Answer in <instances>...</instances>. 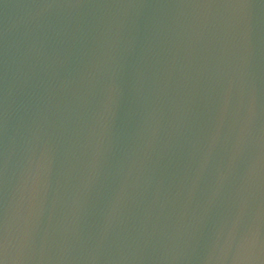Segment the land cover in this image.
Segmentation results:
<instances>
[{"label": "water", "instance_id": "1", "mask_svg": "<svg viewBox=\"0 0 264 264\" xmlns=\"http://www.w3.org/2000/svg\"><path fill=\"white\" fill-rule=\"evenodd\" d=\"M3 264H264V0H0Z\"/></svg>", "mask_w": 264, "mask_h": 264}, {"label": "snow or ice", "instance_id": "2", "mask_svg": "<svg viewBox=\"0 0 264 264\" xmlns=\"http://www.w3.org/2000/svg\"><path fill=\"white\" fill-rule=\"evenodd\" d=\"M7 250H9L7 229L3 226V223L0 222V253H3ZM0 264H3L2 260H0Z\"/></svg>", "mask_w": 264, "mask_h": 264}]
</instances>
